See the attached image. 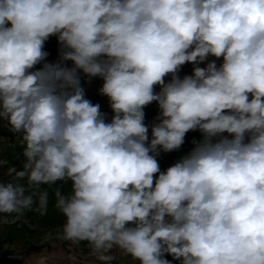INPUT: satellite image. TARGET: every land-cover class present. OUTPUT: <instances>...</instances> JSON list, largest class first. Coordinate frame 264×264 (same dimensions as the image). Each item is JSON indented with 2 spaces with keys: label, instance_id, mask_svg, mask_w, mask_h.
<instances>
[{
  "label": "clouds",
  "instance_id": "1",
  "mask_svg": "<svg viewBox=\"0 0 264 264\" xmlns=\"http://www.w3.org/2000/svg\"><path fill=\"white\" fill-rule=\"evenodd\" d=\"M51 36L72 67L47 62ZM2 119L23 159L0 157V214L44 216L51 193L64 222L42 243L86 242L98 264H264V0H0Z\"/></svg>",
  "mask_w": 264,
  "mask_h": 264
},
{
  "label": "rangeland",
  "instance_id": "2",
  "mask_svg": "<svg viewBox=\"0 0 264 264\" xmlns=\"http://www.w3.org/2000/svg\"><path fill=\"white\" fill-rule=\"evenodd\" d=\"M215 60L216 64L222 61V58L217 59L215 57L209 56L208 59L199 64L193 65L192 63L184 64L180 72L178 73L181 78L185 75H192L193 68L195 66L206 67L207 63ZM49 63H57L60 62L63 67H72L71 63L61 62L59 59V54L48 59ZM42 67V65H38L37 68ZM81 87L84 89L85 98L89 99L93 104L100 105V111L105 114L106 122H110L113 116V112L110 107L109 99L106 96L100 94L99 89L102 87V79L99 77L88 78L82 72L79 73ZM171 77H166L165 80L168 82ZM159 92V86L155 89ZM156 103V102H153ZM10 151L16 154V161L20 164L19 168H21V160L23 159L22 155H20L23 151V146L20 143V139L18 135H14L9 130V123L7 119L0 120V157L6 159V156ZM19 157V159H18ZM14 215L8 214H0V243L3 248L9 249L13 252L12 255L9 256H0V264H36L37 255L40 254L43 250H47L45 254L50 256V260L48 262H63L67 264H98V262L94 261V258L90 257L87 253H84L80 246H73L71 243L67 241L60 240H50L42 243V237L49 232L54 233L57 229H53L50 231L44 229H36V233L34 235H28L22 240H14L13 242H8L7 236H5L4 227L7 223H12L15 221ZM18 235V234H17ZM33 243L37 245L36 249L28 250L25 248V242ZM167 259V258H166ZM117 264H133L130 257H118ZM172 264H176L172 262Z\"/></svg>",
  "mask_w": 264,
  "mask_h": 264
},
{
  "label": "trees",
  "instance_id": "3",
  "mask_svg": "<svg viewBox=\"0 0 264 264\" xmlns=\"http://www.w3.org/2000/svg\"><path fill=\"white\" fill-rule=\"evenodd\" d=\"M59 48L60 45L58 43V38L56 36H51L49 39L45 42L44 50L49 53L47 60L58 55L59 54ZM68 63H71V61H65ZM38 66V65H37ZM36 66V67H37ZM145 112V124L149 126V139H151V125L156 121V117L159 115V107L157 103H151L144 109ZM224 135H227L226 133ZM202 139V134L199 131H190L186 134L183 145L175 151L171 152H162L157 157L160 169L161 171H165L168 167L172 166L175 162H177L182 156L186 155L188 152L191 151V149L194 147L192 141L196 140L199 141ZM6 159L10 161V164L12 166L17 167V169H20V164L17 163L16 154L14 152L10 151V153L7 154ZM7 167V166H6ZM7 179V177H5ZM68 185H64L65 191L68 190ZM54 205V198L51 196L50 193V199H49V206H48V212L44 216H40L33 212H26L23 217L20 219H15L12 223H7L5 225V236H7L8 242H13L14 240H22L21 238L28 236V235H34L36 233V229H44L47 231L58 229L64 222L63 216L53 207ZM15 217V214H13ZM18 234V235H17ZM28 234V235H27ZM70 243V242H69ZM37 245L33 243L25 242V248L28 250H34L36 249ZM80 248L84 253L88 254V248L86 245V242H82L80 245ZM13 252L9 249L3 248L2 244L0 243V256H9L12 255ZM167 259L171 260L172 262L179 264V261L172 260L171 256L166 255ZM48 264H67L63 262H48ZM83 264V263H79ZM114 264H117L114 262Z\"/></svg>",
  "mask_w": 264,
  "mask_h": 264
},
{
  "label": "crops",
  "instance_id": "4",
  "mask_svg": "<svg viewBox=\"0 0 264 264\" xmlns=\"http://www.w3.org/2000/svg\"><path fill=\"white\" fill-rule=\"evenodd\" d=\"M222 63V61L220 63H217V66H219Z\"/></svg>",
  "mask_w": 264,
  "mask_h": 264
}]
</instances>
